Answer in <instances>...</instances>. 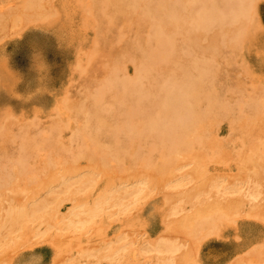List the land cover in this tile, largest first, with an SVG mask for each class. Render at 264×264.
I'll return each instance as SVG.
<instances>
[{"label": "bare ground", "instance_id": "6f19581e", "mask_svg": "<svg viewBox=\"0 0 264 264\" xmlns=\"http://www.w3.org/2000/svg\"><path fill=\"white\" fill-rule=\"evenodd\" d=\"M256 2L62 0L55 6L53 0H23L14 8L6 5L7 11L3 5L0 34L35 20L58 22L60 11L70 8L80 21L73 38L85 43L89 39L91 47V51L87 47V67L80 72L86 73L94 55L108 59L109 66L99 88L83 100L91 99L87 108L82 102L71 103L65 94L67 98L54 104L55 118L48 128L34 131L31 126L38 125L33 122L19 126V134H14L0 124V258L22 245L15 238L17 231L27 235L29 225L38 224L41 230L35 235L62 233L47 238L54 258L57 256L55 264H82L81 259L95 260L88 264L103 259L129 264L123 260L127 255L117 262L123 251L136 245L131 251L138 260L137 255L148 250L137 238L129 241L124 227L134 230L159 215L163 233H179L190 245L176 259L174 254L183 245L159 237L151 247L159 254L156 264H192V249L198 251L208 236H219L224 226L233 219L236 222V216L264 222V86L247 96L233 93L222 97L213 65L221 44L226 43L233 54L244 47ZM216 25L224 30L221 37H211L209 47L202 48L209 59L195 74L183 69L185 56H190L194 47L191 44ZM6 35L0 39L11 36ZM179 37L188 42L181 52ZM78 61L81 63L80 58ZM192 62L197 64L196 59ZM108 99L112 101L108 103ZM222 122L229 123L233 132L229 142L240 146L237 153H230L227 142L213 134ZM66 129L72 130L68 141L61 138ZM11 142L16 145L13 155H9ZM185 161L194 168L178 176ZM231 161L236 164V175L226 172ZM220 164L225 167L222 175L217 167ZM249 178L260 186L259 191L250 193L249 200L262 197L261 203L251 206L243 198L227 197L239 194L238 182ZM189 181L194 183L191 188L175 192ZM153 192L159 195L158 205L144 202ZM6 201L11 206H6ZM177 201L183 205L172 207ZM184 204L192 214L188 211L179 219L171 218L185 210ZM114 207L117 210L110 211ZM117 215L125 220L119 223L114 218ZM258 230L264 234V228ZM92 239L97 243L89 246ZM71 249L77 250L79 258L68 256ZM253 249L254 259L249 257L251 251L249 256L239 257L245 259L243 264L250 258L264 264V250L255 253Z\"/></svg>", "mask_w": 264, "mask_h": 264}, {"label": "rangeland", "instance_id": "374dc122", "mask_svg": "<svg viewBox=\"0 0 264 264\" xmlns=\"http://www.w3.org/2000/svg\"><path fill=\"white\" fill-rule=\"evenodd\" d=\"M53 1V5L58 6L59 2L62 0ZM22 2L23 0H0V11L2 10L1 7L3 5L5 8L6 5L9 6L10 4V8H14V6L17 7V5ZM258 2L254 5L256 6L255 11L251 10V16L255 19L253 18L254 20L251 21V24L248 23L250 30L248 33V40L243 44L244 47L237 50L233 54L228 48H226V43L221 44L223 46L220 50V54L214 60L213 65L215 67V74L217 77L216 85L218 92L222 94V97H225V95H233V93L234 95L247 96L252 94L261 86H264V0H260V2ZM6 8L5 11L8 10H6ZM60 14L61 20L58 22L47 24L48 22H39V20H35L36 23L30 24L31 22H29V26L26 24L23 28L21 26L20 29H16L18 32L12 30L11 33H9L7 29L5 34H0V37L3 35L7 36L6 34H11V36L8 35L10 38L6 37V40L4 38L0 39L2 40L0 41V124L2 127L9 128L12 132H14V134H19V126L32 125L34 123L39 126V128L38 126L37 128L31 126L34 131L41 128H48L51 120L55 118L53 106L54 104L63 101L65 94L68 96V98H65H67V100L69 99L68 101L71 103H83V100H87V94H93L99 88L102 82V73L105 72L104 70L107 66H109L108 59L94 55L92 58L93 64L87 68L86 73H83L85 71H81L83 74L80 75V70L83 69L82 67H87L85 58L89 52L88 48L91 51L89 39H87V42L85 43L73 38L72 33L74 30H79L80 21L73 15V11H71L70 8L68 10L64 8L63 12L60 11ZM32 22H34V20ZM223 31L224 30H222L220 26L216 25L209 30L208 34L198 37L197 43L191 44V46H194L190 50L191 55L188 56V53V55L185 56V61L182 63L183 69H188V72L195 74L196 68L200 67L201 63H204V61L209 59V53L204 51L202 48H205L206 46L209 47L211 44V37H219ZM13 32H16L14 37H12ZM85 37L87 38V34H85ZM180 38L181 37H179L177 43L178 52L184 51L183 48L188 46V42ZM219 42L218 44H220ZM79 58L81 63L78 61ZM193 59H196V65H193ZM77 66H80L81 68H75ZM255 83L256 85L252 86ZM13 86L14 90L12 91ZM87 89L89 90L87 91ZM88 101L91 102V99ZM88 101L83 103V105H86V108L89 106ZM111 101L112 99H108L107 102L109 103ZM12 117L18 121L14 120ZM36 119L37 121H34ZM5 120H7L8 123H6L7 121ZM213 134L217 140L227 142L226 149L230 153L234 154L238 152L240 146L237 142H229L232 139L233 132L231 131L228 122L218 124ZM71 136L72 130L70 129H66L63 133H61V138L64 141L70 140ZM3 145L4 142L1 143V146ZM6 146L9 145L7 144ZM9 147V155H13L16 152V145L11 142ZM184 163L185 168L181 173H178V176L184 175L185 173L188 174L194 168L192 163L187 161ZM188 164L192 165V167ZM220 165L221 166L218 165L217 167L221 170L219 171V174L222 175L224 174L223 168L225 167H223L224 165L222 164ZM226 172L231 175L237 174V167L233 161L229 164V168L226 169ZM188 183L191 184L190 181ZM188 183L186 182V186H180L181 189L178 188L175 192L187 190L194 184L192 182L193 184L188 185ZM226 185L227 188L231 187L228 180ZM238 185L241 188V192L239 194L234 193L236 195H228V198H243L245 202L251 204V206L262 202L261 196H259L261 199L251 198V200H249L250 193L260 190V186L257 188L253 179L249 178L241 183L238 182ZM218 195L222 200L223 197H221V193H218ZM232 195L235 197H232ZM158 196L159 195H157L156 192H153L150 196L151 198H147L144 202L153 201L158 205ZM5 205L11 206L10 201H6ZM181 205H183V202L177 201L174 202L172 207H180ZM169 206L171 207V205ZM184 206V211L176 214L175 216L171 215V218L176 220L192 212L191 209H188L189 206L186 207L185 204ZM116 210V207L110 209V211ZM242 216H238V218L236 216L235 223L233 219L226 226H224L219 236H208L204 239L205 241H203L200 248H198L199 253H197L198 251L195 249H192V264H233V262L236 264L238 260L240 261L239 264H243V260L245 259L243 258L242 260L239 257H243L244 255L249 256L248 252L250 251L251 253L249 257H253L251 255L253 254L252 248H254L253 251L255 250V253L258 250H264L262 249L264 247V234L258 230V228H264V222L261 219H248L247 217ZM158 217L159 215H156L154 218L155 221H153L152 218L148 223L146 221L145 224L135 228L134 230L124 227L123 230L127 232L129 241L136 240L137 238L138 241H136L146 247L148 252L146 251L143 252L144 254L141 253L137 255L138 260H135V256L131 250L136 248V245H133L134 247L132 246L129 252L126 251V253L123 251L125 254L123 252L121 255L119 254L121 257L117 258V262L118 260L120 261L124 258L122 255H127V257L123 260H127L129 264L132 262V264H156V259L159 257V254H156V252L153 253V251H151V247L154 242L159 240V237H161V239H170L175 243L177 242V244L183 245L181 250L174 254V258L176 259H179L184 252L188 250L186 248L189 247L188 244L190 245V243L186 240V237L179 233H163V228L160 225ZM114 218L118 220L119 223H122L125 220V216L123 215H117ZM147 219H149V217ZM255 225L258 226L257 229H253V226ZM29 226L31 228V232L27 235H25V232L23 231L16 232L15 238L22 245L18 249H14L9 252V254L3 258H0V260H3L2 264H4V262L9 264V261L10 264H55L57 256L54 258V250L51 246V242L48 241L47 238L52 233H62L49 232L45 236H39L35 235V232L41 230L38 224H31ZM111 233L112 231L108 234V237ZM86 235L87 237H90L91 233ZM96 243L97 242H93L92 239L89 246H91V244L96 245ZM62 244H66L65 241H62ZM261 245H263V247ZM255 246L257 249H255ZM70 251H72V253H67L70 258H79L77 250L71 249ZM194 255H197V257ZM193 257L194 259H192ZM246 259L249 258L246 257ZM103 260L99 264H111L108 263L110 260H108V262L105 261L107 259ZM91 261L95 260L81 259L82 264H88L91 263ZM247 261L244 264L254 262L257 264L256 261L251 258V262Z\"/></svg>", "mask_w": 264, "mask_h": 264}]
</instances>
